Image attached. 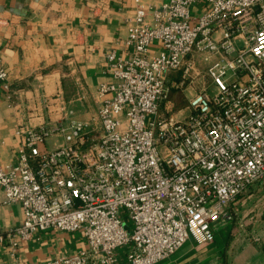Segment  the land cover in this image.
Listing matches in <instances>:
<instances>
[{
	"label": "built area",
	"instance_id": "1",
	"mask_svg": "<svg viewBox=\"0 0 264 264\" xmlns=\"http://www.w3.org/2000/svg\"><path fill=\"white\" fill-rule=\"evenodd\" d=\"M135 1L132 52L108 53L115 81L98 87V123H66L75 111L61 103V119L18 127L17 163L0 159L5 202L24 213L0 230L15 256L18 238L55 229L81 231L87 247L36 264H115L122 246L128 264H158L191 237L215 240L214 224L264 179V0H166L151 14ZM197 54L214 88L178 116L162 103L202 76Z\"/></svg>",
	"mask_w": 264,
	"mask_h": 264
},
{
	"label": "crops",
	"instance_id": "2",
	"mask_svg": "<svg viewBox=\"0 0 264 264\" xmlns=\"http://www.w3.org/2000/svg\"><path fill=\"white\" fill-rule=\"evenodd\" d=\"M165 1L143 0L150 14ZM135 9V0H0V54L9 73L0 84L2 161L18 162V127L61 119V103L75 111L66 123H98V87L115 81L108 53L131 54L126 38ZM158 47L153 44L151 50ZM178 78L170 74L169 82ZM171 105L169 100L162 103L164 108ZM258 186L237 199L233 220L214 224L215 240L198 244L191 237L158 264H264V208L258 212L264 197L256 196ZM23 219L21 203H6L0 187V230L7 233ZM18 240L16 256L8 239L0 243V264H36L87 247L81 231L50 229ZM127 251L117 249L115 264H128Z\"/></svg>",
	"mask_w": 264,
	"mask_h": 264
},
{
	"label": "rangeland",
	"instance_id": "3",
	"mask_svg": "<svg viewBox=\"0 0 264 264\" xmlns=\"http://www.w3.org/2000/svg\"><path fill=\"white\" fill-rule=\"evenodd\" d=\"M202 9V8H205V5L204 3H198L197 4V7L196 9ZM196 59L198 61V64L200 66V69H201V74L202 76L200 78H198L196 84H190V83H187L185 87L183 88H172L170 86V91H169V97H168V100L173 103V106H174V110L173 112L178 115V116H186L188 113H189V100L190 98L195 94L192 95V92H196L198 90V87L202 86V85H209L211 84V79L206 75V72H205V68L207 66V62L204 60V55L203 54H197L196 55ZM171 74L172 75H177L178 77L180 76V72L178 71H171ZM210 87L213 89L214 88V85L213 83L210 85ZM49 144L51 147H54V140L51 139L49 141ZM255 185H259L258 186V189L261 188V190H256V196L259 198H263L264 197V179L260 180V181H257L256 183H254ZM253 186V185H252ZM251 186V187H252ZM253 188V187H252ZM254 189V188H253ZM264 200V198H263ZM251 208V207H250ZM250 208H246V209H243V213H246L247 210H249ZM264 208V204L262 206H260V209L258 210L259 211H262ZM241 212V213H242ZM256 212V211H255ZM238 214L236 215V217H238L239 219L241 217H243L242 214Z\"/></svg>",
	"mask_w": 264,
	"mask_h": 264
},
{
	"label": "water",
	"instance_id": "4",
	"mask_svg": "<svg viewBox=\"0 0 264 264\" xmlns=\"http://www.w3.org/2000/svg\"><path fill=\"white\" fill-rule=\"evenodd\" d=\"M125 225H126V227H127L128 229L130 228L128 224H125Z\"/></svg>",
	"mask_w": 264,
	"mask_h": 264
}]
</instances>
